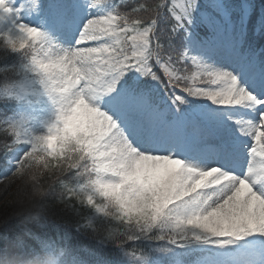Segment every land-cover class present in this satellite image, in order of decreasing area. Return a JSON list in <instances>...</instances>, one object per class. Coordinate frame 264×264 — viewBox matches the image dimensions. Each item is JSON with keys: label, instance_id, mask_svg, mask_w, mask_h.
<instances>
[{"label": "snow or ice", "instance_id": "snow-or-ice-1", "mask_svg": "<svg viewBox=\"0 0 264 264\" xmlns=\"http://www.w3.org/2000/svg\"><path fill=\"white\" fill-rule=\"evenodd\" d=\"M0 45L9 170L79 158L71 264H264V0H0Z\"/></svg>", "mask_w": 264, "mask_h": 264}, {"label": "clouds", "instance_id": "clouds-1", "mask_svg": "<svg viewBox=\"0 0 264 264\" xmlns=\"http://www.w3.org/2000/svg\"><path fill=\"white\" fill-rule=\"evenodd\" d=\"M0 45V54H3ZM31 49L23 55L29 57ZM27 106L12 114L0 113V153L10 155L19 145L11 124L20 119ZM35 122L25 125L31 129ZM11 137V139H9ZM23 138V130L21 131ZM79 166L77 155L69 153L67 158L52 159L43 152L30 153L12 171L11 181L17 182L16 188L9 193L5 203L15 205L14 218L19 220V233L14 238L5 236L0 242V264H71L74 255L71 245L54 241L47 235L45 217L53 211V205L47 203L53 188L61 181L70 168ZM57 202L60 195L57 194ZM7 220L0 221L3 227Z\"/></svg>", "mask_w": 264, "mask_h": 264}, {"label": "trees", "instance_id": "trees-1", "mask_svg": "<svg viewBox=\"0 0 264 264\" xmlns=\"http://www.w3.org/2000/svg\"><path fill=\"white\" fill-rule=\"evenodd\" d=\"M55 199V195H50L48 198H47V203H51V201ZM59 209V208H57ZM55 209L54 211L50 212L44 219L46 221V223L48 224H52L51 222L53 220H61V217L62 216H66L68 214H65V213H61L60 210L58 212L59 215H55V211L57 210ZM14 209H13V212L10 213V210H7L6 213H10L4 220H7V223L3 225V227H0V233L2 232H5V231H15V232H18V227L17 225L19 224V220L18 219H14V216H13V213H14ZM3 212V213H2ZM4 212L5 210L2 209L0 210V215H4ZM13 217V218H12ZM69 219H75L74 217H71V216H68ZM4 220H1V221H4Z\"/></svg>", "mask_w": 264, "mask_h": 264}, {"label": "rangeland", "instance_id": "rangeland-1", "mask_svg": "<svg viewBox=\"0 0 264 264\" xmlns=\"http://www.w3.org/2000/svg\"><path fill=\"white\" fill-rule=\"evenodd\" d=\"M14 189L15 188H13V190ZM6 199H10L9 194H6L0 198V210H2V209L5 210L4 215H2V216L0 215V221L4 220L10 213H12L13 209L15 210V205L5 203ZM7 210H10V213H6Z\"/></svg>", "mask_w": 264, "mask_h": 264}]
</instances>
